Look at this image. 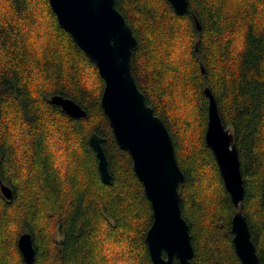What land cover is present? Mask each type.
Listing matches in <instances>:
<instances>
[{
    "label": "trees",
    "instance_id": "1",
    "mask_svg": "<svg viewBox=\"0 0 264 264\" xmlns=\"http://www.w3.org/2000/svg\"><path fill=\"white\" fill-rule=\"evenodd\" d=\"M186 1L179 16L166 0H115L138 43L131 73L184 174L190 264H241L231 234L238 208L204 141V88L234 136L241 212L264 264V0ZM103 88L48 0H0V181L12 191L10 200L0 194V264H24L23 233L32 237L33 264H153L144 241L150 203L103 114ZM54 95L86 117H68L50 103ZM92 134L102 139L108 185Z\"/></svg>",
    "mask_w": 264,
    "mask_h": 264
},
{
    "label": "water",
    "instance_id": "2",
    "mask_svg": "<svg viewBox=\"0 0 264 264\" xmlns=\"http://www.w3.org/2000/svg\"><path fill=\"white\" fill-rule=\"evenodd\" d=\"M58 25L96 67L104 82L100 106L117 146L126 152L133 172L150 203L152 222L145 234V244L153 264H190L194 250L189 226L181 213L178 187L184 174L178 166L172 140L162 120L138 90L131 73V56L138 43L115 0H48ZM176 15L188 12L186 0H166ZM196 27L199 24L194 18ZM207 98L205 145L211 150L219 174L235 208L231 220L234 251L241 264H259L250 231L243 216V179L234 136L226 129L218 113L214 96L204 88ZM71 118H85L86 112L71 99L54 95L49 99ZM89 145L97 158L98 172L104 184L111 176L96 134ZM0 194L11 199L12 191L0 181ZM17 248L24 264H33L35 251L32 237L23 233Z\"/></svg>",
    "mask_w": 264,
    "mask_h": 264
}]
</instances>
